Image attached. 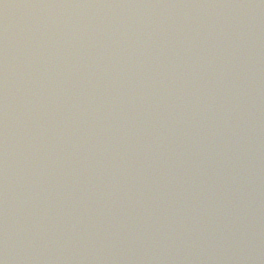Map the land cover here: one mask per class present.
Segmentation results:
<instances>
[{"label": "water", "instance_id": "95a60500", "mask_svg": "<svg viewBox=\"0 0 264 264\" xmlns=\"http://www.w3.org/2000/svg\"><path fill=\"white\" fill-rule=\"evenodd\" d=\"M0 264H264V0H0Z\"/></svg>", "mask_w": 264, "mask_h": 264}]
</instances>
